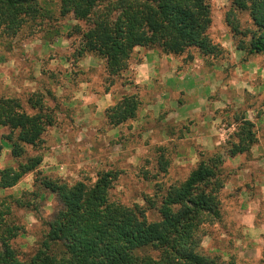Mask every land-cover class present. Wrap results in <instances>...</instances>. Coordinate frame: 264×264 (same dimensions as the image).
<instances>
[{
	"label": "trees",
	"instance_id": "trees-1",
	"mask_svg": "<svg viewBox=\"0 0 264 264\" xmlns=\"http://www.w3.org/2000/svg\"><path fill=\"white\" fill-rule=\"evenodd\" d=\"M58 1L60 15L71 13L85 24V28L73 26L79 32V42L71 53L73 62L86 55L103 60L110 85L129 71L136 47L155 48L173 56L189 48L203 57L224 53L208 33L212 17L207 0ZM230 1L234 9L248 13L255 27L248 53H264V0ZM45 11L37 0H0V32L14 38ZM226 21L234 37L245 35L230 16ZM236 48L244 49V41L238 40ZM130 83L132 80L122 81L123 85ZM27 102L32 112L26 111L18 98L0 96V127L8 129L0 138V156L6 145L15 161V165L0 168V189L15 186L29 173L34 174L36 186L23 191L21 197L9 195L0 201V264H226L219 254L202 251L200 238L206 235L207 225L223 218L222 164L227 156L250 152L257 141L253 121L237 117L222 151L200 152L182 181L164 189L159 186L153 194L142 196L143 204L129 205L110 198L117 170L98 171L93 183L69 182L39 170L42 155L29 154L27 148L36 149L42 143L47 127L55 125V113L42 92L32 93ZM140 106L137 93L119 95L104 110L106 127L134 119ZM170 148L176 145L170 142L154 147L157 172L153 177L166 173L172 158ZM47 194L53 195L55 205L41 219L45 231L31 254L22 258L13 244L22 227L9 222L6 215L12 204L28 208ZM150 209L157 218L148 217Z\"/></svg>",
	"mask_w": 264,
	"mask_h": 264
},
{
	"label": "rangeland",
	"instance_id": "rangeland-1",
	"mask_svg": "<svg viewBox=\"0 0 264 264\" xmlns=\"http://www.w3.org/2000/svg\"><path fill=\"white\" fill-rule=\"evenodd\" d=\"M37 2L46 10L43 17L30 22L14 38L0 32V96L18 98L24 109L32 112L27 100L32 93L42 92L46 98V104L54 108L55 125L47 127L42 143L36 149L27 148L29 154L42 155L43 160L39 170L61 180L69 182L83 180L87 183L95 181L98 171L117 170L119 174L110 190V198L129 205L133 202L143 204L142 196L146 193L153 194L158 191L159 186L164 189L173 182L182 181L196 163L199 153L202 152L198 147L195 148L196 159H186L185 156L188 154L183 151L178 157L177 147L168 149L170 156L172 153V158L166 173L160 172L153 177L157 172L155 160L152 158L156 144L155 146L147 144L146 150L141 151L140 156L135 158L136 150L123 149L139 143L135 135L127 136L121 133L122 135L118 138L102 139L100 130L106 127L104 120L98 126L99 128L90 133L85 131L76 133L78 129L81 131V120H75L70 116L73 113L71 108L60 106L57 96L53 94V89L58 84L64 87L62 81L73 83L71 86L67 84L69 86L64 88L67 96H70L75 81H93V85H96L100 81H107L105 82L107 84L110 78L106 80L105 69L100 62H97L99 66L96 68H86L80 66L79 61L76 64L73 62L71 53L79 42V32L74 31L73 26L81 25L85 28V24L75 20L71 13L65 16L60 15L58 0H37ZM207 2L210 5L212 17L208 33L213 42L224 48V53L218 57H203L198 55L194 48H189L176 57L180 59L182 65H185L199 56L208 67L215 66L219 69L216 73L219 81H249V87H257L262 94L251 90L249 92L241 90L243 88L240 86V101L225 105L218 109L216 114L221 119L220 126L225 127L230 123L236 127V118L245 116L254 122L257 138L259 135L261 139H264V53H248V44L255 35V27L248 13L234 9L230 0H207ZM228 16L235 24H238L245 35L238 34L234 37L226 21ZM238 40L244 41V49L236 48ZM230 46L234 47L232 55L226 50V47ZM90 63L92 62L88 64ZM210 72H213L210 75L213 78L215 72ZM204 75V81L210 80V76L207 79L206 74ZM131 77L132 74H125L113 79L114 92L117 96L120 95L122 81H129ZM247 110H250L251 114H248ZM148 124L156 130L153 123ZM7 132L8 129L0 127V138ZM224 145L217 150L222 151ZM243 156L249 159L250 152L243 153ZM241 164L234 169H229L223 161L224 186L234 173L246 179L243 168L249 164L244 162ZM8 165H15V161L10 155L9 147L5 145L0 156V168ZM146 169L149 171L147 178H144ZM246 173H251L252 177H258L256 169L252 168ZM34 177L33 173H29L15 186L0 189V201L9 195L21 197L23 191L35 189ZM238 182L242 184L240 187L250 188L245 180ZM220 197L223 218L204 228L206 235L200 238L202 251L219 254L226 264H263L264 233L253 234L258 239L259 245L257 247L252 245L251 235L242 234L232 218L233 211L239 202L236 194L233 190L222 188ZM35 201L36 203L34 204L33 200L31 202L33 205L28 208L12 204L10 214L6 215L9 222L22 227V233L13 240L22 258L31 254L41 239L45 231V225L41 219L46 218L55 205V198L50 194H47L45 198L38 197ZM258 209L255 222L260 226L264 225V206H258ZM148 217L154 219L157 215L150 209Z\"/></svg>",
	"mask_w": 264,
	"mask_h": 264
},
{
	"label": "crops",
	"instance_id": "crops-1",
	"mask_svg": "<svg viewBox=\"0 0 264 264\" xmlns=\"http://www.w3.org/2000/svg\"><path fill=\"white\" fill-rule=\"evenodd\" d=\"M226 48L231 55L234 54L232 52L234 47ZM89 62L92 63L88 64ZM97 62L104 66L103 60L90 55L83 57L78 63L86 68H96L99 66ZM218 70L215 66L205 65L199 56L189 64L182 65L176 56L163 54L155 48L136 47L129 61V71L125 73L132 74V83L122 84L119 90L120 95L137 93L141 106L134 119L117 127H105L100 130L101 138H118L121 133L127 136L134 134L139 143L123 149L136 150L135 158L140 156L141 151L146 150L147 144L155 146L172 142L178 149L177 156H181L183 151L188 154L185 156L186 159L197 158L196 147L202 151L220 148L233 133L235 125L230 123L227 127L220 126L221 119L216 111L227 104L240 101V86L243 88L241 90L247 92L251 90L258 94L262 93L257 87H249V81H219L216 76ZM210 71L215 72L213 78L210 76L213 72ZM204 74L207 79L210 76V80L204 81ZM74 83L70 96H67L65 89L73 83L68 81H62L64 87L58 84L53 89V94L57 96L60 106L73 110L70 115L72 118L81 120V131L78 129L76 133L82 131L90 133L100 126L104 120V110L113 105L119 95L114 92L115 83L112 85L105 84V81H100L96 85H93V81ZM247 113L251 114V111L247 110ZM148 123H153L156 130ZM242 162L249 164L243 168L246 179L234 173L223 188L233 190L236 194L239 202L233 211V221L242 234L251 235L252 245L257 247L258 239L253 234L264 233L262 231L264 225L259 226L255 222V214L260 209L258 206H264V139L259 135L251 147L249 159L243 154H238L227 156L224 160L229 169L236 168ZM252 168L257 170L258 177L246 173ZM239 180H245L250 188L240 187L242 184L238 182Z\"/></svg>",
	"mask_w": 264,
	"mask_h": 264
}]
</instances>
